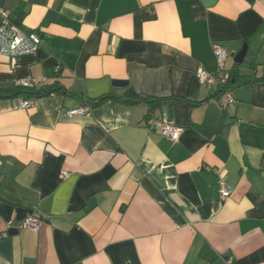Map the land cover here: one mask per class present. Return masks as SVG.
<instances>
[{"label": "crops", "instance_id": "1", "mask_svg": "<svg viewBox=\"0 0 264 264\" xmlns=\"http://www.w3.org/2000/svg\"><path fill=\"white\" fill-rule=\"evenodd\" d=\"M0 7L41 38L33 54H0V90L21 92L0 99V264H236L264 249V83L251 82L264 77V0ZM130 89L153 102H125ZM85 104L89 115L68 116ZM161 118L181 128L177 142ZM33 214L39 231L22 227Z\"/></svg>", "mask_w": 264, "mask_h": 264}, {"label": "built area", "instance_id": "2", "mask_svg": "<svg viewBox=\"0 0 264 264\" xmlns=\"http://www.w3.org/2000/svg\"><path fill=\"white\" fill-rule=\"evenodd\" d=\"M1 1V0H0ZM41 45V38L35 32H24L17 26L11 19V14L9 11L4 10L0 7V54L14 57L21 55H29L37 52ZM215 56L218 64V71L221 77V73L225 69V63L229 58V54L224 49H215ZM58 70V68H57ZM199 81L206 83L208 85H213L216 82V77H214L210 72L201 68L196 73ZM45 79H22L18 81V86L26 89L32 90L37 84L44 83ZM227 103L229 105L234 103V98L229 96L227 98ZM33 102L31 100L24 101L20 104V108L27 109L30 108ZM92 111V107L88 104L84 106L73 109L68 112L70 118L75 116L89 115ZM155 127L159 130L160 134L169 139L172 142H177L181 135V128H179L173 121L166 118H161L156 121ZM63 178H67L69 173L66 171L61 172ZM232 194V190L226 185L221 187V197L223 200L229 198ZM42 219L36 215H29L22 223L23 228L33 229L39 231L42 227Z\"/></svg>", "mask_w": 264, "mask_h": 264}, {"label": "trees", "instance_id": "3", "mask_svg": "<svg viewBox=\"0 0 264 264\" xmlns=\"http://www.w3.org/2000/svg\"><path fill=\"white\" fill-rule=\"evenodd\" d=\"M12 19L14 21V23H18V18L12 16ZM233 80H237V74H231L230 78L228 80V82L226 83L225 87L223 88V90L225 88H228L227 86L230 84V82H232ZM252 83H264V77L259 78V79H255V80H251ZM61 92V89H54L51 88L50 90H46V89H41L40 91L37 92H32L30 93V95L35 96L36 98H42V97H47L56 93ZM19 94H21V92H17L16 90H0V99H7V98H13L18 96ZM110 98H115L113 95L110 96H106L105 98H103L102 100H99L97 102H92L93 106H96L97 104L101 103L103 100L105 99H110ZM124 101L127 103H131V104H138V103H148L151 104L152 98H148V97H144L141 96L139 94H137L133 89H130L127 93V97L124 98ZM90 102L88 101V104ZM264 261V249H260L248 256H246L245 258L239 260L236 264H258Z\"/></svg>", "mask_w": 264, "mask_h": 264}, {"label": "water", "instance_id": "4", "mask_svg": "<svg viewBox=\"0 0 264 264\" xmlns=\"http://www.w3.org/2000/svg\"><path fill=\"white\" fill-rule=\"evenodd\" d=\"M246 53V48H244L242 50V52L237 56L236 61L241 63V61L243 60V57ZM116 86H125L126 84L124 82H116L115 83ZM0 252L1 254H3L4 256L9 257L11 254V243L9 241H3L0 243Z\"/></svg>", "mask_w": 264, "mask_h": 264}]
</instances>
